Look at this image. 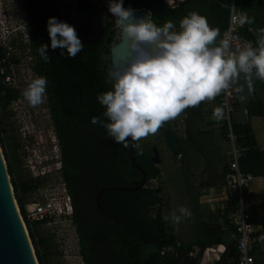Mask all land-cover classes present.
Instances as JSON below:
<instances>
[{"label": "trees", "instance_id": "trees-1", "mask_svg": "<svg viewBox=\"0 0 264 264\" xmlns=\"http://www.w3.org/2000/svg\"><path fill=\"white\" fill-rule=\"evenodd\" d=\"M231 0H183L168 7V14L161 20L151 18L157 25L167 20L179 26V20L191 11L205 16L211 27L219 29L221 38L230 14ZM27 11L26 33L28 49L32 56V69L37 75L47 77V107L61 151V175L72 199V222L76 231L79 254L84 264H201L204 251L215 244L214 239L224 232L219 226L204 221L199 210V189L225 184L227 165L217 170L216 157L211 152L213 141L210 133L197 132V127L206 118L213 117V108L220 105L219 96L202 101L196 107L186 108L183 116L184 132L177 134L181 144L182 176L186 207L191 210L187 229L192 236L182 241L169 227L170 221L163 217L174 208L164 187L161 169L153 162V149L139 141L143 154L137 155L131 147L124 148L107 137L106 130L99 124L90 123V118L103 116L104 108L97 101L99 93L108 91L112 81L108 76L110 47L114 44L116 31L106 28L96 44L84 45L81 52L69 58L60 55L61 49H48L50 57L44 63L36 49L41 43H48L46 21L49 17L68 21L54 0H24ZM123 6L128 2L123 0ZM80 13L95 10L92 0H78ZM235 10L242 16L253 18V23H245L243 34L248 38L256 35V30L264 28V0H235ZM70 24V23H69ZM5 48L0 46V68L4 66ZM0 74V104L5 108L21 97L22 90L7 86ZM240 89V77L235 82ZM264 81L253 79L250 101L247 106L248 120L239 121L240 93L235 100L232 114V129L238 136V144L244 149L239 159L242 171L254 176H264V146L260 145L252 124L254 118H264ZM170 127V121L161 127ZM225 132V127L222 129ZM175 132V131H174ZM0 142L2 143L1 131ZM178 154V155H179ZM210 154V156H209ZM178 155L176 157H178ZM133 156L146 174L145 185L131 191H105L100 196L102 213L96 204V195L107 187H136L143 180L142 172L133 163ZM8 161V156L5 153ZM217 167V168H216ZM8 172L16 202L25 219L30 238L39 264H47L51 243L47 237H36L33 228L41 222L26 218L24 197L36 190L40 183L33 179L16 182L8 163ZM246 199V192H245ZM232 231L234 228L231 226ZM264 232V225L261 228ZM158 247L157 253H148L149 244ZM259 246L255 248L256 249ZM195 248L199 250L195 253ZM237 258L234 244L232 259ZM228 250L225 249L217 264H228Z\"/></svg>", "mask_w": 264, "mask_h": 264}, {"label": "clouds", "instance_id": "clouds-1", "mask_svg": "<svg viewBox=\"0 0 264 264\" xmlns=\"http://www.w3.org/2000/svg\"><path fill=\"white\" fill-rule=\"evenodd\" d=\"M1 1L0 19L7 21L17 11V0H9L10 7H5L8 0ZM107 8L126 41L127 54L121 56L117 66L111 57H104L109 61L112 87L96 98L107 122L93 116L90 123L99 124L114 143L131 147L137 155L143 154L139 143L142 138L155 134L186 108L213 100L241 75L264 81V28L256 30V46L245 43L234 49L227 38L217 41L219 29L211 27L207 18L196 11L182 17L177 30L172 20L157 25L148 13L137 16L133 8L123 6V0H107ZM240 23L251 24L253 18L241 16ZM46 30L49 42L36 49L44 63L50 60L49 48L61 49V56L67 53L72 58L84 47L74 26L66 21L49 17ZM24 31L14 26L3 36L7 39ZM48 83L46 76L37 75L21 96L31 107L41 105L47 99ZM225 115L224 106L213 108L217 122ZM191 214L188 207L179 206L163 219L179 224Z\"/></svg>", "mask_w": 264, "mask_h": 264}, {"label": "rangeland", "instance_id": "rangeland-1", "mask_svg": "<svg viewBox=\"0 0 264 264\" xmlns=\"http://www.w3.org/2000/svg\"><path fill=\"white\" fill-rule=\"evenodd\" d=\"M181 1L183 0H168L170 4L168 7ZM9 5L10 1L8 0V3L7 1L5 3V7H10ZM17 6L20 7L19 1ZM22 16L21 11H16L9 15L7 21L0 19V46L5 48L4 66L0 68V74L7 75L9 85L20 90H23L27 83L35 77L32 71V60L27 48V35L20 32V34L13 35L7 39L3 35L14 26H20L25 30L23 28L25 27V23ZM5 79L7 80V78ZM182 118L183 116L180 114L174 120H170V128L179 135L184 132ZM258 119H252V124L255 126L259 137L260 128L256 125ZM219 130L216 129V137L220 135ZM0 131L2 138L0 147L7 168L8 163L12 168L14 180L19 183L20 181L33 179L35 182L40 183L36 190L29 191L24 197L27 212L47 192L50 185H54L59 181V173L56 170V159L54 157L55 152H52L53 143H55L53 141L55 133L46 100L41 105L31 107L21 96L6 108L0 104ZM222 136L226 140L223 131ZM142 141L148 148L153 149V147H156L158 149L160 156L158 165L161 169L164 184L161 191L166 190L170 198V204L174 210L179 206H185L187 197L184 192L182 171L179 168V157L173 155L168 144L161 137V129L159 128L155 134L142 138ZM218 142L221 148L224 149L228 146L230 149L229 142L226 143L223 140H218ZM5 153L8 156V161L5 158ZM52 157L54 158L51 160ZM22 219L26 225L23 216ZM186 225V219H183L179 224L169 222V227L175 230L182 241H186L192 236V231L187 229ZM32 228L36 237H47L50 240L51 250L46 256L47 264H84L77 251L79 246L73 225H64L62 227L61 224H57L56 227H49L41 224L35 225ZM61 231L64 233L62 234ZM198 250V248H195V253ZM211 257L213 258H207L206 262L208 264L215 262L214 256L211 255Z\"/></svg>", "mask_w": 264, "mask_h": 264}, {"label": "water", "instance_id": "water-1", "mask_svg": "<svg viewBox=\"0 0 264 264\" xmlns=\"http://www.w3.org/2000/svg\"><path fill=\"white\" fill-rule=\"evenodd\" d=\"M104 3L102 7V14L111 16L106 13L107 0H99ZM129 6L135 10L137 16H144L148 13L149 18L152 14L155 19L161 20L168 14V5L166 0H130ZM128 6V7H129ZM68 7V8H67ZM76 1H65L64 5L60 6L63 13H70L69 21L74 26L78 37L82 43L96 44L104 33L106 24L102 22L101 15L97 12L79 13L74 10ZM73 10V11H72ZM112 17V16H111ZM110 22L107 23V25ZM126 41L120 33V38L110 47V57L113 65L117 66L122 55H126ZM253 79L240 76V122H246L248 112L247 106L250 101V94ZM163 136L166 139L173 155H177L181 150V144L177 135L170 127L163 130ZM152 160L156 164L160 162L158 149L153 147ZM133 163L142 172L143 180L139 186L136 187H107L101 189L96 195V204L99 210L105 215H110L106 212L101 203L100 196L105 191H131L136 190L145 185L146 174L144 169L137 163L135 156H133ZM163 187L156 189L158 193ZM259 228V227H258ZM214 241L223 244L228 249V264H235L232 259L234 250L235 235L233 231H225L218 235ZM158 247L155 244H149L146 248L148 253H157ZM0 264H38L36 254L26 225L22 219L18 205L16 203L14 191L9 177L8 168L0 147Z\"/></svg>", "mask_w": 264, "mask_h": 264}, {"label": "built area", "instance_id": "built-area-1", "mask_svg": "<svg viewBox=\"0 0 264 264\" xmlns=\"http://www.w3.org/2000/svg\"><path fill=\"white\" fill-rule=\"evenodd\" d=\"M241 16L235 10V0H231L228 25L220 39H229L234 49L242 47L245 43L256 46V35L253 38H248L243 34L245 24L240 23ZM5 78L3 80L4 84L10 86L7 75ZM238 93L239 88L233 83L218 95L220 105L224 106L226 112L225 118H223L224 135L230 144L232 155L225 174V187L229 201L226 217L234 228V244L237 247L235 264H254L255 248L264 242V232L248 221V215L245 212V192L254 176L252 173L242 171L240 168L239 159L244 149L238 144V136L232 129L231 117L235 110L234 102L238 97ZM53 141L55 143H53L52 152H55L54 157L56 159V170L59 173V181L54 185H50L47 192L27 210L26 218L32 222H41L49 227H56L57 224H61L63 227L64 225H73V205L66 183L61 175V151L56 135ZM77 251H79V248Z\"/></svg>", "mask_w": 264, "mask_h": 264}, {"label": "crops", "instance_id": "crops-1", "mask_svg": "<svg viewBox=\"0 0 264 264\" xmlns=\"http://www.w3.org/2000/svg\"><path fill=\"white\" fill-rule=\"evenodd\" d=\"M166 1H167V5H170L168 3V0ZM173 6L174 5H172L171 7ZM260 93L263 94L264 89L261 90ZM239 116H240V111H239ZM247 120H248V116L246 121ZM256 125H258V127L260 128L259 130L260 135L258 137L257 130L253 125L256 132L257 140L259 141L260 145L264 146V118H259ZM223 128H224V120L222 119L219 122H217L214 119V117L206 118L204 120V123L203 122L200 123L197 127V132L210 133L211 135V137L209 138H211V140L213 141L214 146L212 147L210 152L213 154V156H210V154L209 156L216 157L215 164L218 167V168L216 167L217 170L220 169V166L227 165L232 159L231 151L228 148V146L223 149L221 148L220 143L218 142V140L219 141L223 140L226 143H228L227 139L225 140L222 136ZM216 129H220L219 137H216L215 135ZM178 157L180 161L179 168L181 170L182 156L179 154ZM182 180H183V176H182ZM245 201H246L245 212L248 215V221L256 228L258 227L262 228L264 225V176H254V179L250 182V185L246 190ZM198 202H199V210L201 213V217L204 221L211 222L212 224L215 225H219L224 230V232L232 231L231 229L232 225L227 221V217H226L229 201L226 193L225 184L200 188ZM173 232H175V230H173ZM225 249L227 248L223 244H219L215 242L214 245L208 247L204 251L201 264H208L206 261L208 257L213 258L211 257V255L214 256L215 262L213 264H217ZM254 264H264V242L261 245H259V247L256 249Z\"/></svg>", "mask_w": 264, "mask_h": 264}, {"label": "flooded vegetation", "instance_id": "flooded-vegetation-1", "mask_svg": "<svg viewBox=\"0 0 264 264\" xmlns=\"http://www.w3.org/2000/svg\"><path fill=\"white\" fill-rule=\"evenodd\" d=\"M18 1H19V6L20 7H18L17 6V4H18ZM56 3H57V5H58V7L60 8V6L61 5H64V2L65 1H70V0H54ZM74 1H76V7H75V9L74 10H76V11H78L77 10V1L78 0H74ZM92 1H94V4H95V10L93 11V12H97V13H99L100 15H101V19H102V22L104 23V25L106 24V27H105V29L106 28H109V27H111V28H113L115 31H116V35H115V38H114V43L116 42V41H118L119 40V38H120V32H119V30L116 28V26H115V22H114V18L113 17H111V16H106V15H103L102 14V7H103V5H104V3L103 2H101V1H99V0H92ZM127 2H128V6H129V2H130V0H126ZM16 6H17V11H21V13H22V17H23V19H24V23H25V31H24V33H25V35H27V33H26V27H27V11H26V8H25V6H24V0H17L16 1ZM127 6V7H128ZM68 8V7H67ZM61 10V9H60ZM73 11V10H72ZM106 11V13H109L108 12V9H106L105 10ZM79 12V11H78ZM70 13L71 12H68V13H64L67 17H68V21H69V16H70ZM80 13V12H79ZM110 14V13H109ZM153 17V15L151 14L150 15V19ZM108 22H110V24H108L107 25V23ZM69 23L72 25V23L69 21ZM105 31V30H104ZM27 46H28V37H27ZM28 48V47H27ZM28 51H29V49H28ZM30 57H31V60L33 59L32 58V56H31V54H30ZM32 63H33V60H32ZM32 71H33V69H32ZM33 73H34V71H33ZM34 75L36 76V74L34 73ZM54 129V128H53ZM54 133H55V131H54ZM55 135H56V133H55ZM56 138H57V135H56ZM57 140H58V138H57Z\"/></svg>", "mask_w": 264, "mask_h": 264}]
</instances>
